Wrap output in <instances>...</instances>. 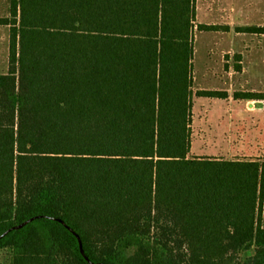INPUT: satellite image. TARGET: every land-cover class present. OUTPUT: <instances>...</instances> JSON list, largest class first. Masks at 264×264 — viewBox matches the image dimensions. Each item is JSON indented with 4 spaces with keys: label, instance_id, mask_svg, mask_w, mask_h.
Wrapping results in <instances>:
<instances>
[{
    "label": "trees",
    "instance_id": "16d2710c",
    "mask_svg": "<svg viewBox=\"0 0 264 264\" xmlns=\"http://www.w3.org/2000/svg\"><path fill=\"white\" fill-rule=\"evenodd\" d=\"M196 18V0H0V236L37 217L0 238L10 264H264V159L192 155Z\"/></svg>",
    "mask_w": 264,
    "mask_h": 264
},
{
    "label": "rangeland",
    "instance_id": "374dc122",
    "mask_svg": "<svg viewBox=\"0 0 264 264\" xmlns=\"http://www.w3.org/2000/svg\"><path fill=\"white\" fill-rule=\"evenodd\" d=\"M192 155L225 159H264V0H196ZM199 24L216 29H198ZM9 27L0 26V73L8 71ZM227 91V98L199 97V90ZM264 217V209H263ZM0 251V264H10Z\"/></svg>",
    "mask_w": 264,
    "mask_h": 264
},
{
    "label": "water",
    "instance_id": "95a60500",
    "mask_svg": "<svg viewBox=\"0 0 264 264\" xmlns=\"http://www.w3.org/2000/svg\"><path fill=\"white\" fill-rule=\"evenodd\" d=\"M36 218H37V217H33V218H31V219H29V220H27V221L21 223L20 225H17V226H15L14 228H11V229L7 230L2 236H4L7 232H9V231L12 230V229H18V228L23 227V226L26 225L28 222H30V221H32V220H34V219H36ZM59 221L62 222V223H65L62 219H59ZM68 228L76 234V236H77L78 239H79V243H80V248H81V252H82V254H83L88 260H90V259L88 258V256L85 255V250H84V248H83V242H82V239H81L80 235H79L78 233H76L71 227L68 226ZM2 236H0V238H1ZM93 264H96V263H93Z\"/></svg>",
    "mask_w": 264,
    "mask_h": 264
}]
</instances>
